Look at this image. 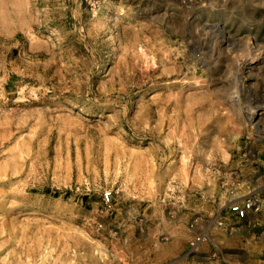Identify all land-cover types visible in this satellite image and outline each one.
Segmentation results:
<instances>
[{
  "label": "rangeland",
  "instance_id": "1",
  "mask_svg": "<svg viewBox=\"0 0 264 264\" xmlns=\"http://www.w3.org/2000/svg\"><path fill=\"white\" fill-rule=\"evenodd\" d=\"M248 215L264 241L262 0H0V264H110L134 216L264 264L214 240Z\"/></svg>",
  "mask_w": 264,
  "mask_h": 264
},
{
  "label": "crops",
  "instance_id": "2",
  "mask_svg": "<svg viewBox=\"0 0 264 264\" xmlns=\"http://www.w3.org/2000/svg\"><path fill=\"white\" fill-rule=\"evenodd\" d=\"M262 6H264V0H262ZM146 208L144 207L143 210L146 211ZM192 209L196 210V204L192 206ZM162 210L161 207V214H163ZM143 213L145 214V212ZM145 215L148 220L149 214ZM249 216L237 221L239 224L235 230L237 235L233 236L235 239L224 234L225 236L217 237V239L214 237V240L218 243L222 242L221 246L223 248H229L234 241L239 242L241 247L246 246L245 244L255 238L264 242L261 235L255 237L256 234L254 233L244 235V232H241L247 225L246 222L250 223ZM128 218V221L126 218H121L118 222L119 232L116 235L110 234L111 238L104 236L103 239L97 237L96 248H91V250L96 252L98 259H105L110 264H223L222 262L227 261L224 252L216 253V258L212 256L214 252H211L209 246L204 243L191 251L188 245L190 233L186 225L187 222L174 223L172 231L179 228L182 232L180 234H168L166 240L161 241L160 233L154 232L152 223L143 222L141 219H137L136 216ZM214 240H211L212 244L215 243ZM82 250H85V247L82 246ZM215 250L221 251L219 247L214 248ZM109 255L111 257L108 258Z\"/></svg>",
  "mask_w": 264,
  "mask_h": 264
},
{
  "label": "built area",
  "instance_id": "3",
  "mask_svg": "<svg viewBox=\"0 0 264 264\" xmlns=\"http://www.w3.org/2000/svg\"><path fill=\"white\" fill-rule=\"evenodd\" d=\"M112 196L111 190H106L104 192V197L106 200H110ZM260 208V203L255 198H248L241 202H235L231 205L232 212L235 213V215L238 218H244L250 210H258ZM206 239V235L199 233L195 234L190 239V245L191 247L197 246L201 241Z\"/></svg>",
  "mask_w": 264,
  "mask_h": 264
},
{
  "label": "bare ground",
  "instance_id": "4",
  "mask_svg": "<svg viewBox=\"0 0 264 264\" xmlns=\"http://www.w3.org/2000/svg\"><path fill=\"white\" fill-rule=\"evenodd\" d=\"M255 114H256V110L253 112V116H254ZM253 116H252V117H253Z\"/></svg>",
  "mask_w": 264,
  "mask_h": 264
}]
</instances>
